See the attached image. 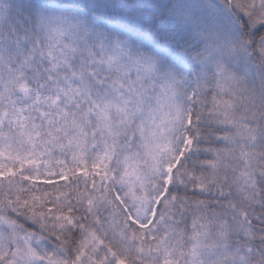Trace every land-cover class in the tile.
<instances>
[{
    "label": "snow or ice",
    "instance_id": "snow-or-ice-1",
    "mask_svg": "<svg viewBox=\"0 0 264 264\" xmlns=\"http://www.w3.org/2000/svg\"><path fill=\"white\" fill-rule=\"evenodd\" d=\"M0 264H264V0H0Z\"/></svg>",
    "mask_w": 264,
    "mask_h": 264
}]
</instances>
